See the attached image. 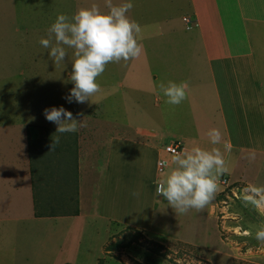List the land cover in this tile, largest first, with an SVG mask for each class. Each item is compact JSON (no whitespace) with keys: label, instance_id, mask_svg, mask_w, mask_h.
Segmentation results:
<instances>
[{"label":"rangeland","instance_id":"1","mask_svg":"<svg viewBox=\"0 0 264 264\" xmlns=\"http://www.w3.org/2000/svg\"><path fill=\"white\" fill-rule=\"evenodd\" d=\"M115 1L116 4L124 2ZM93 4L106 10L104 0H0V138L3 134L11 138V130L8 129L10 124L18 123L16 125L19 129L15 131L14 146L4 141L0 146L5 151L0 152V156L3 154L7 158V154H11V159L17 165L14 166L17 173H12L9 184L6 178H2L5 192L0 190V217L9 219V222L0 223V264H264V242L254 238L256 229L264 225V216L252 205L246 207L248 211L240 208L241 212L229 206L231 202L241 199L243 190L249 184L242 178L234 181L227 178V184L223 188L219 187L216 198L210 202L208 212L215 217L214 221L219 226H215V222L212 224V230L207 233L210 237L207 243L201 242V226L187 219L181 228L165 226L160 215L161 207L157 203L163 197L156 195V183L153 191L150 185H146L147 181L152 182V176H144L142 171L136 181L142 184L144 190L130 188L129 204L123 201L121 213L131 221L142 218L145 222H148L150 214H155L153 228H138L136 224L131 226L125 221L114 223L111 217L109 222L103 220V224L94 225L89 221L93 218L90 216L94 215L92 209V215H87L90 218L84 215L86 220L83 223L82 220H75V223L69 225L57 223L37 229L26 223L28 214L32 217L34 212L36 216L44 217L76 213L74 204L69 202L75 198V184L73 186L72 183H75L77 177L79 160L82 159V182L87 190V185L94 190L100 180L93 170L89 172L88 159L91 163L92 156L104 152V144L109 142L110 136L115 134L124 138L133 134L128 121L143 125L153 122L149 114L152 110L150 94L144 109L137 107V104L146 101L144 95L147 92L144 93V89L148 91L152 87L158 88L159 84L148 80L144 73L141 59V56L144 57L145 62L144 46L140 58L106 66L104 73L97 78L102 88L97 104L69 103L65 99L74 86L69 80L72 49H67L65 62L55 65L48 56V50L39 44V39L47 38V29L58 14L71 17L79 8ZM132 19L145 29L142 35H145L146 28H151L139 19ZM181 24L185 28L182 21ZM179 60L182 63L185 61L183 58ZM175 74L179 73L175 70ZM122 80L133 83L130 88L132 90H126L120 85L116 88L121 93L118 92L119 96L114 97L116 88H109L108 83L115 86L114 81ZM173 81L177 83L176 78ZM118 98L122 111H129L128 115L118 114L121 107L115 102ZM54 106H63L71 111L74 118L83 119L86 127L74 133L55 134L57 125L44 116V109ZM132 108L135 109L131 113ZM124 123L127 126L124 127ZM53 135H60L61 139L55 150L50 151ZM173 138L166 135L164 143ZM154 161L155 158L151 160L149 156L142 159L147 166L145 168L149 171L152 168L162 179L165 168L158 172ZM21 165H25V173ZM124 166L128 176L133 178L137 174L139 162L132 160ZM28 189L31 194L26 195L24 192ZM134 191L139 196H133L131 193ZM31 195L34 201L32 211L27 210L32 202L26 198L29 199ZM155 207L156 211H153ZM239 207L237 205V210ZM141 209L142 215L138 214ZM12 210L16 212L8 218L7 212ZM22 210L26 213L18 215L20 213L17 211ZM124 210L130 214L124 216ZM66 228L69 229L64 233ZM190 228L195 230L190 232L193 239L184 242V233ZM249 232L252 235H247Z\"/></svg>","mask_w":264,"mask_h":264},{"label":"crops","instance_id":"2","mask_svg":"<svg viewBox=\"0 0 264 264\" xmlns=\"http://www.w3.org/2000/svg\"><path fill=\"white\" fill-rule=\"evenodd\" d=\"M131 2L134 7L128 13L129 17L151 26L146 28L143 35L145 37L140 41L146 48L145 62L144 57L141 56V59L148 80L153 83L162 81L167 83L176 78L177 83L185 82L188 85L187 99L179 105H170L165 102L166 97L159 88L152 87L148 91L144 89V93L147 92L144 95L146 101L137 104V107L140 110L144 109L150 94L152 110L149 114L153 122L143 125L128 121L131 126L128 127L134 131V135L124 138L115 134L110 136L109 142L104 144L106 145L104 152L92 156L91 163L88 159L89 172L93 170L94 175L100 180L99 186L94 190L90 185H87L88 190L85 188L80 168L82 159L79 160L77 177L75 183H72L73 186L75 184L73 196L75 198L69 202L74 204L77 212L70 215L51 214L47 217L36 216L35 212V216L32 217L28 214L26 223L33 228H47L57 223L69 225L75 223V220H82L83 223L84 219L86 220L83 217L92 215L91 209L94 215L90 217L95 219V223L92 219L89 221L94 225L103 224L105 222L103 220L109 222L111 217V222L114 220V223L125 221L131 226L136 224L138 228L155 227V214H150L148 222L142 218L131 221L128 217H123L121 213L123 201L129 204L130 188L144 190L142 184L136 181L140 178L141 171L144 176L145 174H148V177L152 176L150 179L152 182L147 181L146 185H150L153 191V186L160 179V175L154 173L151 167V171L145 168L147 166L142 159H146L147 156L151 160L155 158L156 166L157 160L163 158L166 160L164 166L166 175L173 166L171 159L173 155L166 153L163 147L177 140L182 144L180 153L196 146L205 150L220 148L228 172L219 179L224 177L234 181L242 178L251 184L264 185V0H131ZM188 14L193 23L191 28L184 30L181 21L182 17L189 16ZM144 19L146 21H143ZM198 54L203 56L200 57ZM180 58L185 60L184 63L180 62ZM175 70L179 74L174 75ZM114 83L115 86L108 83L109 88L121 85L126 90H132L131 82L122 80ZM118 92L121 93L119 88H116L113 92L114 97ZM118 101L119 98L115 102ZM119 105L121 107L118 114L128 115L129 111H122L121 103ZM115 106L117 111V105ZM134 109L132 108L130 112L132 113ZM16 124L18 123L10 124L9 128L6 125V128L11 130V138L3 134L0 146L3 141L11 146L16 144L15 131H19ZM122 125L127 126L125 123ZM211 128H218L221 131L223 142L231 146L230 151H224L222 145H212L209 142L206 133ZM166 135L174 136L173 140L164 143ZM0 152L5 151L0 148ZM3 156V154L0 156V169H3L0 172L2 191L5 184L2 178H6L9 184L8 180L12 173H17L14 171L16 161L11 159V154H7V158ZM132 160H137L140 166L133 178L128 176L124 166ZM21 168L25 173V165H21ZM33 189L32 187V194ZM29 190L24 193L28 195ZM32 197L31 195L28 199L26 196L27 201L32 202L27 210L34 207ZM157 203L161 207L160 215L167 228H181L187 219L201 226L202 243L210 241L207 233L212 230V224L216 220L208 212L210 203L202 212L192 209L191 213L186 215H177L164 198H159ZM237 205L240 206L238 210ZM229 206L236 207V211L239 212L240 208L248 211L241 199L231 202ZM142 211L139 210L138 214L142 215ZM153 211H156V207ZM15 212L13 210L7 212V217L14 215ZM17 212L20 213L18 215L26 213L25 210ZM128 213L130 214L126 210L123 211L124 216ZM22 219L25 221L24 217ZM8 220L0 217V223L9 222ZM214 225L217 226V222ZM67 229L69 228H66L64 233ZM191 231L195 230L190 228L185 231L182 238L184 242L193 239L190 237ZM13 250L15 251V248Z\"/></svg>","mask_w":264,"mask_h":264},{"label":"clouds","instance_id":"3","mask_svg":"<svg viewBox=\"0 0 264 264\" xmlns=\"http://www.w3.org/2000/svg\"><path fill=\"white\" fill-rule=\"evenodd\" d=\"M133 7L131 0L119 4L104 0L106 10L93 4L79 8L71 17L58 14L47 29V38L39 39V44L48 50L55 65L65 62L67 49H72L69 80L74 86L65 97L69 103L97 104L102 94L97 78L104 73L106 66L140 58L143 35L139 23L128 15ZM187 87L185 82L162 81L158 84L159 91L166 97L165 102L170 105H179L187 99ZM44 116L57 125L55 134L74 133L86 127L83 119L74 118L73 113L63 106L45 108ZM206 136L212 145H222L224 151H230L231 146L223 142L218 128L209 129ZM60 139V135H53L50 151L55 150ZM171 159L173 166L156 182V195L163 197L177 215L192 209L202 212L221 187L217 182L219 177L228 172L223 153L218 147L205 150L196 146L173 154ZM131 194L139 196L136 191ZM241 200L245 206L252 205L264 216V185L247 184ZM254 238L264 242V225L256 229Z\"/></svg>","mask_w":264,"mask_h":264},{"label":"built area","instance_id":"4","mask_svg":"<svg viewBox=\"0 0 264 264\" xmlns=\"http://www.w3.org/2000/svg\"><path fill=\"white\" fill-rule=\"evenodd\" d=\"M182 21L186 29H189L192 26L193 21H191L190 16H187V15L183 16ZM163 149L166 153L173 155L175 153H180L182 149V144L180 143L179 140H177V141H174V142H171L165 145ZM156 163H157L158 172H161L166 164V160H164L163 158H159ZM217 182L219 186H223V185L225 186L227 184V179L223 177V178H220ZM223 191L224 190H222L221 192Z\"/></svg>","mask_w":264,"mask_h":264},{"label":"trees","instance_id":"5","mask_svg":"<svg viewBox=\"0 0 264 264\" xmlns=\"http://www.w3.org/2000/svg\"><path fill=\"white\" fill-rule=\"evenodd\" d=\"M62 151V150H61ZM76 167V166H75ZM68 190V189H67ZM72 191V189L71 190H69V192H71Z\"/></svg>","mask_w":264,"mask_h":264}]
</instances>
